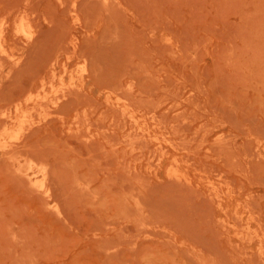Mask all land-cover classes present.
<instances>
[{"label": "rangeland", "instance_id": "obj_1", "mask_svg": "<svg viewBox=\"0 0 264 264\" xmlns=\"http://www.w3.org/2000/svg\"><path fill=\"white\" fill-rule=\"evenodd\" d=\"M0 264H264V0H0Z\"/></svg>", "mask_w": 264, "mask_h": 264}]
</instances>
